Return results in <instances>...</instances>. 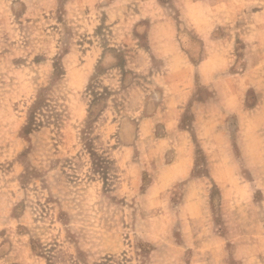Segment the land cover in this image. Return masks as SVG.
<instances>
[{
  "label": "rangeland",
  "instance_id": "rangeland-1",
  "mask_svg": "<svg viewBox=\"0 0 264 264\" xmlns=\"http://www.w3.org/2000/svg\"><path fill=\"white\" fill-rule=\"evenodd\" d=\"M0 264H264V0H0Z\"/></svg>",
  "mask_w": 264,
  "mask_h": 264
}]
</instances>
